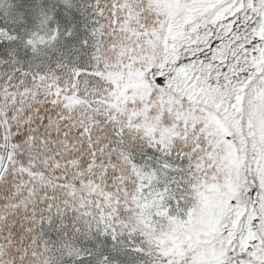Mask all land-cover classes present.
Returning <instances> with one entry per match:
<instances>
[{
	"label": "snow or ice",
	"instance_id": "snow-or-ice-1",
	"mask_svg": "<svg viewBox=\"0 0 264 264\" xmlns=\"http://www.w3.org/2000/svg\"><path fill=\"white\" fill-rule=\"evenodd\" d=\"M0 264H264V0H0Z\"/></svg>",
	"mask_w": 264,
	"mask_h": 264
}]
</instances>
